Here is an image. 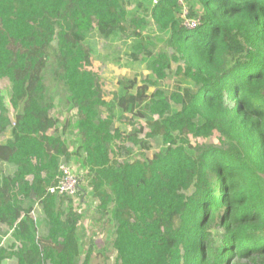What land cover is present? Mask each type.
<instances>
[{"label": "trees", "instance_id": "16d2710c", "mask_svg": "<svg viewBox=\"0 0 264 264\" xmlns=\"http://www.w3.org/2000/svg\"><path fill=\"white\" fill-rule=\"evenodd\" d=\"M134 4L0 0V80L11 84L12 107L22 108L0 140V166L9 169L0 168V223L16 241L11 251L0 248V264H92L95 246L84 258L71 246L79 217L64 214L73 200L49 191L61 162L76 157L87 170L78 202L90 194L101 220L112 217L116 264H264V0ZM185 19L197 27L186 28ZM95 35L126 44L124 66L141 65L155 81L150 98L136 77L119 80L105 100L83 48ZM55 40L56 76L77 110L69 138L45 95ZM169 79L175 89L161 88ZM139 110L146 127L136 129L130 115ZM8 121L0 96V138ZM118 121L133 130L124 135ZM156 139L161 147L151 157L126 147L149 151ZM37 206L42 220L32 217ZM97 257L109 258L103 250Z\"/></svg>", "mask_w": 264, "mask_h": 264}, {"label": "rangeland", "instance_id": "374dc122", "mask_svg": "<svg viewBox=\"0 0 264 264\" xmlns=\"http://www.w3.org/2000/svg\"><path fill=\"white\" fill-rule=\"evenodd\" d=\"M135 0H127V7L133 9L135 6ZM83 48L90 52V64L89 69L97 73L101 79V85L103 88V94L106 101H110L114 94L119 90V80L122 78L135 79L138 77L139 84L137 88L141 90L146 98L150 96L155 91V81H152L149 77V72L144 69L141 65H136L132 67L124 66L127 62V46L123 42L112 43L100 39L97 35L90 37L86 42L83 43ZM51 61L47 68L48 71L45 74V95L46 98L53 99L55 103V108L52 112V117L57 120V128H59L60 133H64L65 137L77 134V110L73 107L72 95L64 86V84L56 76V57L58 55L57 40L52 44L50 48ZM116 59H120V64L116 62ZM175 66V64H174ZM55 68V69H54ZM160 87L165 90L175 89L176 84L174 80H166L160 83ZM10 90L11 84L7 79L0 80V96L4 98L5 105L8 109V119L9 124L7 125L6 133L1 135L0 140L5 141L9 139L10 131L12 129V123L15 121V116L21 111V107L13 108L10 102ZM129 117V116H128ZM133 122H137L136 129H139L140 125L146 127L144 122V116L139 110L134 115H130ZM67 124L66 129H64ZM116 128H119L123 134H127L133 130V127L128 125L127 122L118 121L116 122ZM146 132L149 129L146 128ZM145 134H141L140 138H143ZM77 139H75L76 141ZM207 140V139H206ZM212 142L217 140L216 136L210 139ZM199 142L203 140L199 139ZM196 142V140H193ZM80 143V141L78 142ZM121 142H117L116 146L120 145ZM151 150L142 152L141 150L135 148L133 143H127L126 147L132 148L134 157H140L142 155H148L151 157L155 152L161 147L159 140H151ZM67 148L73 151V146L70 141L67 142ZM115 148V146H114ZM71 169L75 176L81 178L80 176L86 173V169L83 166V160L78 157L74 158L70 162ZM4 171L9 170L6 166H0ZM6 169V170H5ZM81 191H85V184H81ZM90 193V191H88ZM81 203L79 204L77 196L76 199H72L73 203L71 205H65L66 213L64 214V220L71 222L72 217H79L76 221L75 231L70 236L71 246L76 251H80L81 256L84 258L88 246H92L94 249L92 264H116L115 263V252L112 249V241L114 239V222L110 214L106 213L101 220V216L96 213V207L99 202L91 198L90 194L82 192ZM69 199V198H67ZM70 200V199H69ZM67 203V204H70ZM112 211V210H111ZM72 214L73 216H71ZM33 219H43V214L40 206L36 207V210L32 214ZM12 231L10 228L3 223H0V248L7 251H11L13 246L16 245V241L12 237ZM107 234H110L108 237ZM40 243L43 244L44 240L40 239ZM18 245V244H17ZM81 246V248H80ZM82 249V250H80ZM103 250L107 257L105 260L102 257H97V251ZM56 251L57 248H56ZM4 264H17L15 258H9L4 261Z\"/></svg>", "mask_w": 264, "mask_h": 264}, {"label": "built area", "instance_id": "2783aa9c", "mask_svg": "<svg viewBox=\"0 0 264 264\" xmlns=\"http://www.w3.org/2000/svg\"><path fill=\"white\" fill-rule=\"evenodd\" d=\"M156 3L157 0H154ZM186 13V10H185ZM184 25L186 28L194 29L198 25V21L193 19H185ZM71 165L67 164L66 162H61L60 164V171L61 177L59 182L52 187L49 191L52 194H57L60 196H68L71 199H76L78 196V191L80 189V182L79 177L77 178L73 173Z\"/></svg>", "mask_w": 264, "mask_h": 264}]
</instances>
